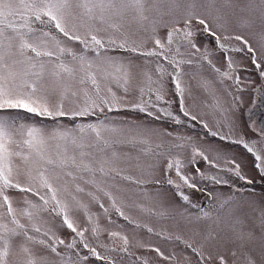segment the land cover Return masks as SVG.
I'll list each match as a JSON object with an SVG mask.
<instances>
[{
  "label": "snow or ice",
  "instance_id": "obj_1",
  "mask_svg": "<svg viewBox=\"0 0 264 264\" xmlns=\"http://www.w3.org/2000/svg\"><path fill=\"white\" fill-rule=\"evenodd\" d=\"M162 2L165 0H152L151 5L149 0H0V264H87L90 257L105 264H117L115 259L97 250L103 245L93 243V240L98 241L100 228L92 223L89 205L80 197L86 192L82 184L90 186L95 191H87V196L107 212L96 195L103 192L116 212L128 220L116 205L115 197L100 187L96 179L97 174L108 175L106 165L110 161L103 154L114 147L105 133L122 131L108 120L107 113L123 107V97L117 96L111 88L106 94L102 93L100 87V81L109 77L119 82L115 75L119 72L124 73V83H127L129 73L125 63L112 53L123 50L155 59L156 78L153 79L151 72L145 73L149 98L143 99L145 88L142 87L141 99L131 108L155 119L171 118L176 124L181 123L180 116L170 109V102L165 101L166 76L170 77L175 93L180 97V112L192 121L197 120V116L184 107V88L180 79L183 64L206 61L221 83L231 80L238 91H243V78L237 74V69L243 66L244 60H249L259 78L264 80V35L258 46L253 47L245 36L230 33L225 14L216 7V0H166L170 6L164 13L159 7ZM229 2L225 0L224 6ZM247 7L264 19V0H249ZM150 12L158 15H149ZM129 13L140 22L151 24L154 48L142 51L118 37L122 27L120 21ZM165 15L169 18L164 19ZM161 29L166 30L164 36L158 34ZM201 37L209 39L204 42ZM217 52L223 54L224 70L213 63ZM109 67L115 72H109ZM54 95L59 97L55 103L52 102ZM69 96L78 104L66 110L65 100ZM160 103H167L169 107L161 108ZM13 110L50 119L53 127L48 129L34 122L26 123L18 115H12ZM100 114H104V119H100ZM88 117L97 119L76 122ZM65 118L73 122L72 127L64 125ZM203 126L208 128L206 123ZM135 127L140 128L139 125ZM252 130L257 133V139L247 140L241 136L232 140L230 135L211 129L208 134L241 144L254 158V166L264 178V127H253ZM144 131L152 134L151 130ZM188 146L191 159L185 162L180 156H169L163 167L167 184L177 189V195L185 203L190 202L189 196L181 189H197V179L228 184L227 180L202 171L198 159L209 168L227 170L239 180L252 183L234 159L195 143L189 142ZM156 147V157L164 156L165 153L158 151L162 145ZM173 147L183 148L185 144H174ZM142 150L153 151L151 146ZM97 153L102 155L98 158ZM115 156L113 151L112 157ZM220 160L232 166L224 169ZM155 167L149 166L150 169ZM186 168L194 170L185 171ZM123 178L132 183H143L131 176ZM153 182L155 185L161 183L159 179ZM13 191L24 194L21 201L14 200ZM232 200L229 196L221 207ZM76 211L85 215L87 224L80 225L73 214ZM45 216L52 218L50 224L44 220ZM209 216V212L201 210L196 219ZM25 220L27 223L23 222ZM260 226L264 229V211ZM61 230L67 231L69 239L58 234ZM148 231L153 229L149 227ZM108 235L119 237L123 242L119 250L128 251L126 236L119 232ZM233 236L234 242H239L240 251L237 248L231 251L232 264H257L252 250H246L245 245V242L255 241V232L236 231L233 226ZM176 239L181 240V237ZM213 239L215 236L209 233L199 244L183 240L184 246L195 257L194 260L186 258L184 264H229L226 255L209 247V241ZM261 240L264 241V235ZM112 250L116 251L115 248ZM153 250L164 256L159 248ZM261 250L264 252V243ZM165 258L172 260L175 257Z\"/></svg>",
  "mask_w": 264,
  "mask_h": 264
},
{
  "label": "rangeland",
  "instance_id": "obj_2",
  "mask_svg": "<svg viewBox=\"0 0 264 264\" xmlns=\"http://www.w3.org/2000/svg\"><path fill=\"white\" fill-rule=\"evenodd\" d=\"M151 3L152 0H149L150 5ZM248 3L249 0H230L229 5L225 7V0H216V7L221 8L225 14L226 26L230 33L245 36L253 47H257L264 35V19H261L258 12L249 10ZM169 6L165 0L159 5L160 12H167ZM149 15L158 14L150 12ZM168 18V16H164V19ZM120 23L121 31L117 34L120 39L127 40L130 46H137L142 51L154 48L149 22H140L133 13H129ZM165 32L166 30L161 29L158 34L164 36ZM208 39L201 37L204 42H207ZM112 55L124 61L129 73L127 83H124V73L119 72L115 73L119 77V82L109 77L100 81V87L102 93L106 94L107 89L111 88L117 96L123 97L122 104L124 106L107 113L108 120L114 122L122 131L115 134L105 133L106 138L114 143V147L103 154L107 155L110 161L106 165L108 175L102 177L97 174L96 179L100 187L115 197L116 205L121 208L128 220L116 212L111 201L103 195V192H97L96 195L100 198V202L108 209L107 212H104L99 207V203L92 202L87 196V191H95V189L82 184L86 192L80 194V197L89 205L92 223L97 224L100 228L98 241L93 240V243H98L103 247L98 246L97 250L102 255L115 259L117 264H184L186 258L194 260L195 257L182 241L187 240L199 244L209 233H212L215 239L209 241V247L226 255L229 264H232L231 251L233 248L240 251L239 242H234L233 226H235L236 231L243 229L245 232L249 230L255 232V241L245 242L246 250H252L257 264H264V252L261 250V245L264 243L261 240L264 229H261L260 226L261 212L264 211V178L255 168L254 158L249 153L242 151L241 144L221 140L219 137H212L208 134L211 129L219 131L221 134L230 135L232 140H237L241 136L247 140L257 139V133L252 129L253 127L256 129L264 127V109L258 107V104L263 105L264 103L261 100L257 101L252 94V89L246 88V84L255 83V73L257 76L258 72H252L254 66L249 60H244L243 66L237 69V74L243 78L241 87L244 89L238 91L231 80H224L221 83L217 74L206 61L199 64L195 61L191 65L183 64L180 77L184 88L183 103L191 115L197 116L196 121L184 117L180 112V97L176 95L170 77L166 76L165 101L170 102V109L180 116L181 123L176 124L171 118L155 119L131 108L132 104L138 103L141 99L140 89L142 87L145 88L143 99L149 98L145 73L151 72L153 79L156 78L155 59L123 50L114 52ZM231 55L236 56L237 54L231 53ZM213 63L222 70L226 68L223 54L219 52L213 58ZM129 65L130 67H128ZM168 70L171 71V68ZM108 71L115 72V69L109 67ZM154 87L155 85H153ZM125 88H127V92H125ZM237 96L241 99H235ZM58 99L59 97L54 95L52 102L55 103ZM250 99H254L255 103L251 104ZM77 104L75 98L69 96L65 100V109L70 110ZM234 105L238 107H234ZM159 107L166 108L169 107V104L160 103ZM152 111L156 112V109L153 108ZM11 114L18 115L26 123L34 122L38 126L43 125L48 129L53 127V122L47 118L35 117L33 114L16 110H13ZM96 119V117L81 118L76 122L86 123ZM100 119H104V114H100ZM63 123L68 127L73 126V122L66 118ZM205 123L208 128L203 126ZM136 125H139L140 128H136ZM144 130H151L152 134L149 135ZM164 133L172 135L167 136ZM175 137L185 139L179 140ZM141 141L146 143H141ZM189 142L205 149H214L221 156L234 159L240 164L242 174L252 183L239 180L227 170L209 168L203 160L198 159L197 163L202 171L227 180L228 184H216L209 179H197L198 188H203L208 193L207 197L201 203L198 188L188 189L185 187L181 191L189 196L190 201L185 203L177 195V189L167 184L163 167L169 156H180L185 162L191 159ZM182 143L185 144V147H173L174 144ZM157 145H162L158 151L165 153L159 158L155 155ZM149 146L153 149L152 152L146 153L142 150ZM52 147L55 150V146ZM113 151L116 152L114 158L112 157ZM96 155L99 158L102 154L97 153ZM219 163L224 169L232 166L225 160H220ZM150 165H156V167L150 169ZM193 170L192 168L185 169V171ZM172 175H175L174 171ZM124 176H131L143 183H132L124 179ZM156 179L161 181L160 185L154 184L153 181ZM12 195L14 200L19 202L24 194L13 191ZM229 196L233 198L232 203L221 207L223 201ZM201 210L209 212L210 216L197 220L196 217L201 215ZM73 214L81 226L88 223L82 212L76 211ZM109 217H111V222H109ZM44 220L49 224L52 222V218L47 216L44 217ZM23 222L27 223L26 220ZM149 227L153 229L152 232L148 231ZM109 232H119L121 236L128 238L127 252L119 250L123 246L122 240L119 237H109ZM58 234L66 240L69 239L66 230H61ZM177 236L181 237V240H177ZM113 248L116 251H113ZM154 248H159L164 256L158 255L153 250ZM170 256L175 258L172 260L165 258ZM87 264H105V262L90 257Z\"/></svg>",
  "mask_w": 264,
  "mask_h": 264
},
{
  "label": "flooded vegetation",
  "instance_id": "obj_3",
  "mask_svg": "<svg viewBox=\"0 0 264 264\" xmlns=\"http://www.w3.org/2000/svg\"><path fill=\"white\" fill-rule=\"evenodd\" d=\"M252 72H254V73L256 72L255 68L252 70ZM246 88H248L249 90L252 89V91H253L252 94L257 99V101L261 100L264 103V80H261L259 78L258 73H257V76L255 73V83L251 82L250 84H246ZM257 89H258V91H257ZM253 100L254 99H250L251 104L253 103ZM258 107L264 109V104L263 105L258 104ZM247 109H249V107H247ZM263 112H264V110H263ZM241 148H242L243 152L247 153L243 147H241Z\"/></svg>",
  "mask_w": 264,
  "mask_h": 264
},
{
  "label": "water",
  "instance_id": "obj_4",
  "mask_svg": "<svg viewBox=\"0 0 264 264\" xmlns=\"http://www.w3.org/2000/svg\"><path fill=\"white\" fill-rule=\"evenodd\" d=\"M198 192H199V199H200V202L202 203L203 200L207 197V192L201 188L198 189Z\"/></svg>",
  "mask_w": 264,
  "mask_h": 264
}]
</instances>
